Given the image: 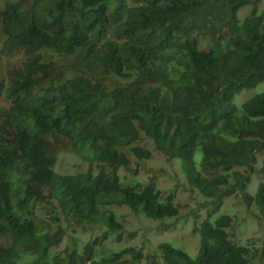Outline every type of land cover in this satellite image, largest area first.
<instances>
[{"label": "trees", "instance_id": "trees-1", "mask_svg": "<svg viewBox=\"0 0 264 264\" xmlns=\"http://www.w3.org/2000/svg\"><path fill=\"white\" fill-rule=\"evenodd\" d=\"M258 1L5 0L1 51L25 57L9 70V104L0 110V264H155L151 255L143 260L146 242L99 249L136 232L118 222L114 206L160 220L180 213L154 183H121L123 147L152 156L136 145L143 133L182 160L209 217L194 229L196 256L168 241L149 251H162L167 264L250 263L255 249L231 240L234 216L211 215L244 193L256 167L264 176V91L236 102L264 81ZM246 5L252 10L241 18ZM59 135L89 157L87 170H55L50 140ZM245 199L264 216V179ZM55 223L68 227L53 232ZM96 223L106 226L102 234ZM87 225L88 238L73 233Z\"/></svg>", "mask_w": 264, "mask_h": 264}, {"label": "rangeland", "instance_id": "rangeland-1", "mask_svg": "<svg viewBox=\"0 0 264 264\" xmlns=\"http://www.w3.org/2000/svg\"><path fill=\"white\" fill-rule=\"evenodd\" d=\"M4 1L5 0H0V8L3 7ZM258 4V8L264 10V0H259ZM250 6L251 5H246L241 7L239 17L242 18L246 16L252 10ZM1 39L2 35L0 34V80L8 75L9 70L21 65L25 57L24 51L21 50L15 51L14 54H7L1 51ZM263 87L264 81L252 88L241 90V96L236 98V102L242 104L241 102L246 97L250 98L254 93L263 92ZM8 103L9 102L5 100L3 95L0 94V110L6 107ZM50 142L58 153L56 163L57 171L61 173H76L87 170L90 163L88 160L89 157L86 159L84 156L68 150V146L65 145V142H67L65 137L59 135L57 138L50 140ZM136 145L151 149L153 152L152 156L150 158H139L133 154L128 147H123L122 150L129 158V163L128 167H120L118 170L121 183L122 181L131 183L136 179L144 181L145 183H154L155 186L161 189L164 197L168 195L174 196L176 203L179 204L180 213L176 217L162 219L165 222L174 223L173 226H168L160 225L161 223L159 222L162 220L149 218L144 213L135 214L127 205L114 206L113 209H115L117 213V220L124 225L126 230H136V232L133 235L125 233V237H123L121 241H116L115 236H113V238H108L99 249H114L118 246L122 247L123 244H134L138 245L137 247H141L144 245L143 242H146L143 260H147L148 255H156L155 252L152 253L149 250H156L161 241H168L175 247L184 249L191 256H196L198 253L197 245L199 244L200 236L198 233L193 232L194 225L200 221L201 218L205 216L208 217V211L202 206L204 196H202L195 187L189 184L180 158V161L171 159V157L154 146L152 139L145 133L136 141ZM197 157L200 158L199 156ZM259 159H261V156ZM95 164L96 163L92 166L94 169H96ZM262 179H264V176L260 175L257 170L252 174L251 181L243 194L241 193L238 198H235L233 195L227 196L223 199L219 209H213L211 215L212 221L222 213L229 214L232 217L234 216L233 221L235 222L239 221L238 223L240 226L238 235L241 241L234 238V241L239 244H246L243 240L254 233L261 235L264 240V216L257 218L256 214L258 213V207L255 204L248 205L249 203L245 200L247 194L253 195L257 192L259 183ZM208 207H213V205ZM233 210H236L235 212H238V215L234 214ZM47 215L48 214L45 212L44 216L46 218ZM62 224L65 228L68 227L64 223H55L52 231L56 232L59 230ZM93 226H95L96 232L99 234H102V232L106 230V226L102 223H96ZM236 227L237 225L234 224L235 229ZM73 233H76L80 238L83 236L88 238L91 234V229L89 225H87L86 229L82 228L78 231H73ZM0 240L4 239L0 236ZM67 242L68 239L66 236L61 246L64 247ZM259 258V253L252 251L249 256V264H264V259L260 260Z\"/></svg>", "mask_w": 264, "mask_h": 264}, {"label": "clouds", "instance_id": "clouds-1", "mask_svg": "<svg viewBox=\"0 0 264 264\" xmlns=\"http://www.w3.org/2000/svg\"><path fill=\"white\" fill-rule=\"evenodd\" d=\"M5 2V1H4ZM4 6V5H3ZM11 75H10V73H8V75H6L5 77H3L1 80H0V94L1 95H3V97L5 98V89H6V87L7 86H9V84L11 83ZM242 92V91H241ZM255 94V93H254ZM253 94V95H254ZM252 95V96H253ZM238 96H241V93L240 94H238L237 95V97ZM236 97V98H237ZM248 97H246L245 99H247ZM245 99H243V101L241 102V103H243L244 102V100ZM5 100H7L8 101V99H6L5 98ZM9 102V101H8ZM9 104V103H8ZM8 106V105H7ZM6 106V107H7ZM3 108H5V107H3ZM2 108V109H3ZM259 157L260 156H258V160H260V161H262V157H261V159H259ZM57 163V162H56ZM260 167H261V165L259 166V167H256V170L254 171V172H252L251 173V176H252V174L253 173H255L257 170H258V172H259V174H260ZM54 168H55V170L57 171V169H56V164H55V166H54ZM59 172V171H58ZM61 173V172H60ZM63 174H67V173H63ZM261 175V174H260ZM200 193V192H199ZM201 194V193H200ZM202 195V194H201ZM203 196V195H202ZM252 198V197H251ZM246 200V199H245ZM248 203H250L251 202V200L250 201H248V200H246ZM119 206H121V205H119ZM209 217H207V216H205V217H203V218H201V220L200 221H198L195 225L196 226H200L201 225V223L204 221V220H207ZM118 222H120L119 220H118ZM239 222V221H238ZM238 222H235V221H233L232 223V228H234V224L235 225H237V227H236V229L234 228V230H235V233H236V235H234V236H232V242L233 243H237V242H235L234 241V238L236 239V240H238V241H241V238L239 237V235H238V230H239V226H240V224L238 223ZM194 225V229H195V226ZM194 232V231H193ZM200 236V235H199ZM200 240V239H199ZM243 242H245L246 244H240V245H243V246H245V247H249V248H252V249H255V250H253V251H255V252H257V253H259V256H260V260H262V259H264V240H263V237L261 236V235H258V234H256V233H254V234H252L251 236H249L248 238H246L245 240H243ZM237 244H239V243H237ZM199 248V244L197 245V249ZM184 250V249H183ZM252 253V252H251ZM156 254V253H155ZM251 255V254H250ZM249 255V256H250ZM152 257H154L155 259V264H167V262L164 260V258L162 257V251H159L156 255H151ZM249 261H250V259H249Z\"/></svg>", "mask_w": 264, "mask_h": 264}]
</instances>
